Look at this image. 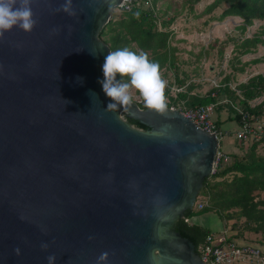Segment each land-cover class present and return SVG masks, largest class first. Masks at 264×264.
Instances as JSON below:
<instances>
[{
  "label": "water",
  "instance_id": "95a60500",
  "mask_svg": "<svg viewBox=\"0 0 264 264\" xmlns=\"http://www.w3.org/2000/svg\"><path fill=\"white\" fill-rule=\"evenodd\" d=\"M124 1L33 0L36 27L0 38V264H205L182 218L217 138L173 106L106 110L99 34Z\"/></svg>",
  "mask_w": 264,
  "mask_h": 264
},
{
  "label": "trees",
  "instance_id": "16d2710c",
  "mask_svg": "<svg viewBox=\"0 0 264 264\" xmlns=\"http://www.w3.org/2000/svg\"><path fill=\"white\" fill-rule=\"evenodd\" d=\"M158 1L130 0L122 6L115 7L117 12L113 9L110 20L99 34V37L109 45L110 51L123 48L134 52L144 51L150 60L159 63L161 70L176 67L177 47L171 45L173 37L171 26L175 21V14L163 17ZM199 1L188 0V3L192 8ZM220 2L226 3L227 6L217 18L221 20L227 16L241 17L244 21L240 27L242 32L255 19L264 21V0H215L208 5L207 10L213 9ZM108 31H111L109 41L102 38ZM230 39L234 40V38ZM258 45H264V24L259 33L235 45L236 54L232 58L239 61L241 55L254 52ZM263 59L264 57L254 61ZM235 61L231 66L232 70L243 71V67H237ZM118 79H122V82L129 81L128 77H118ZM173 79L174 83L170 82L183 89L172 91L170 84L167 83L166 96L169 107L179 104L182 107L194 108L214 104L217 110L216 124L219 128L218 111L225 106L229 110L225 120H235L238 127L245 122L252 126L257 124L264 126V73L253 75L244 83H238L236 87L240 93L229 85L233 80L230 73L220 80V85L211 87L204 95L192 93L193 84H185L184 79L179 78L177 73ZM186 86L187 88L184 89ZM214 92L216 95H213ZM222 98L227 100L219 102ZM256 98L261 100L255 105L251 104ZM144 104L143 101L140 106L143 107ZM249 141H242L243 145L240 149L244 153L240 156L229 153L232 155V162L204 180L198 195L200 199L198 200L197 197V202L203 203L202 208L198 209L195 205L196 210L191 209L182 218L188 226L195 229L199 253L209 234L225 231V241L240 244L247 243L245 242L247 233L257 234L259 237L256 242L260 246H255L260 248L264 257V154L257 152V147L264 144V134L258 139L252 138ZM200 212L211 213L220 219L221 229L214 233L208 226L191 222L190 218L199 215ZM223 243L220 242L218 245L221 246Z\"/></svg>",
  "mask_w": 264,
  "mask_h": 264
},
{
  "label": "rangeland",
  "instance_id": "374dc122",
  "mask_svg": "<svg viewBox=\"0 0 264 264\" xmlns=\"http://www.w3.org/2000/svg\"><path fill=\"white\" fill-rule=\"evenodd\" d=\"M213 1L215 0H200L192 8L189 6L188 0L158 1L160 13H163V17H170L172 13L175 14V21L171 26L173 29L171 45L177 47L176 67L161 70L162 77L170 84L172 91H174V87H177L172 84V82L174 83L175 73L179 78L184 79L185 84L192 83V93H199V95H204L211 87L220 85V80L229 73L232 74L233 78L229 85L240 93L236 87L238 83H244L251 76L264 73V59L258 62L254 61L264 57V45H258L252 53L241 55L238 58L239 61L232 58L236 54L235 45L243 39L259 33L264 21L255 19L242 32L240 27L244 21L241 17L227 16L221 20L217 18L227 6L226 3L220 2L213 9L207 10L208 5ZM117 11L114 9V12ZM110 34L111 31H108L102 38L104 37L109 41ZM230 38H234V40ZM234 61L237 67H243V71L232 70L231 66ZM172 94L174 95V93ZM131 95L134 101L141 99L144 101L143 97L134 88L131 89ZM213 95H216V93L214 92ZM219 100V102H225L227 98ZM260 100L261 98H256L251 101V104L255 105ZM177 106L180 105L177 104ZM218 115L219 128L222 131L219 135L221 149L240 156L244 153L240 149L243 140L236 137L235 133L239 128L236 121L225 120L229 115V110L225 106L218 111ZM257 152L264 154V144L257 147ZM232 160V155H230V159L222 164L219 170L230 164ZM199 199L200 197H198ZM193 209L196 210L195 207ZM190 221L208 226L214 233L222 227V221L211 213L200 212L199 215L192 216ZM245 236L247 240L245 242L259 245L256 242L259 237L257 234L247 233Z\"/></svg>",
  "mask_w": 264,
  "mask_h": 264
},
{
  "label": "clouds",
  "instance_id": "9594fccd",
  "mask_svg": "<svg viewBox=\"0 0 264 264\" xmlns=\"http://www.w3.org/2000/svg\"><path fill=\"white\" fill-rule=\"evenodd\" d=\"M32 4L33 0H0V38L14 28L30 33L36 27L38 21L32 10ZM55 11H62L69 16L77 15L73 0H63ZM52 31L58 34L60 29L54 28ZM102 71L104 79L98 82L102 85L105 94L113 101L108 103L106 110L129 105L132 102L131 89L133 88L143 97L146 107L158 112H165L167 109V81L162 77L159 63L150 60L146 52H134L128 48L109 51L104 57ZM118 77H128L129 81L122 82V79ZM77 82L83 83V78L77 77ZM91 93L94 92L90 91L89 95ZM95 95L97 96L96 93ZM41 248L47 250L49 245L42 243ZM15 251L19 254L20 249L17 248ZM108 258V252L102 253L97 258V264H105ZM56 259L55 255H49L48 264H56Z\"/></svg>",
  "mask_w": 264,
  "mask_h": 264
},
{
  "label": "built area",
  "instance_id": "2783aa9c",
  "mask_svg": "<svg viewBox=\"0 0 264 264\" xmlns=\"http://www.w3.org/2000/svg\"><path fill=\"white\" fill-rule=\"evenodd\" d=\"M126 1L125 0L123 4ZM122 4V5H123ZM121 5V6H122ZM174 90H182V87H174ZM141 104L142 99L136 101ZM176 107L186 118L191 120L197 126L208 133H212L218 140L217 151L213 160L212 174H214L219 167L230 159V154L221 149L220 133L217 128L216 114L217 110L214 104H207L204 106H198L194 108ZM241 112L240 110H238ZM236 137L243 141L250 140L252 138H260L264 134V126L257 124L252 126L249 123H244L236 131ZM198 209L202 208L203 203L195 202ZM225 233V231H224ZM223 232L219 234H209L206 243L200 250V256L205 264H264V257L261 254L259 247L249 243H236L234 241H225V235ZM224 242L221 246L218 244Z\"/></svg>",
  "mask_w": 264,
  "mask_h": 264
},
{
  "label": "crops",
  "instance_id": "0c3cea01",
  "mask_svg": "<svg viewBox=\"0 0 264 264\" xmlns=\"http://www.w3.org/2000/svg\"><path fill=\"white\" fill-rule=\"evenodd\" d=\"M218 231V230H217Z\"/></svg>",
  "mask_w": 264,
  "mask_h": 264
}]
</instances>
